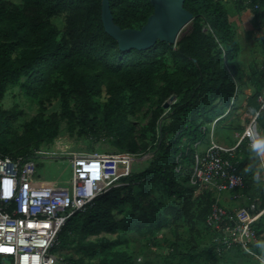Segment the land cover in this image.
Wrapping results in <instances>:
<instances>
[{
	"label": "trees",
	"instance_id": "16d2710c",
	"mask_svg": "<svg viewBox=\"0 0 264 264\" xmlns=\"http://www.w3.org/2000/svg\"><path fill=\"white\" fill-rule=\"evenodd\" d=\"M101 1L0 0V102L9 87L21 84L31 97L40 100L42 113L46 101L59 97L66 116L70 121L79 120L80 134L88 139L96 142L99 135L95 132V137L91 136L92 132L104 128L117 137V147L124 152L139 157L153 154L146 169L133 173L129 185L110 190L84 211L76 212L53 249L62 257L70 251L65 258L71 264H135L133 237L142 241L137 251L143 254L170 221L186 223L191 230L204 225L215 235L206 220L216 194L201 190L196 195L190 184L195 158L200 144L210 143L211 123L217 118V123L226 120L243 107L235 105L239 95H245L243 86L254 89L245 98V111L251 117L258 112L264 68L253 64L245 69L237 63L241 45L221 0L185 1V8L194 14L193 26L175 44L177 50L158 41L148 50L128 52L120 51L117 41L105 31ZM239 1L256 13V19L264 18L254 10L259 0ZM110 7L121 28L140 29L154 12L150 0H110ZM62 15L66 21L60 29L52 20ZM104 90L109 98L101 104ZM173 96L167 110L165 103ZM72 100L74 109L70 107ZM148 102L154 109L137 136L136 124L129 117ZM39 118L42 120V114ZM53 118L58 119V115ZM9 119V113L0 107V131ZM258 125L264 133L263 114ZM41 135L50 141L56 139L57 126L38 134L31 124L30 132L18 141L0 140V156L31 155L29 148L41 144ZM252 155L261 165L248 140H242L235 156L246 182L242 193L256 186L253 172L245 171L242 159ZM157 185L166 189L168 198L180 203L168 204L157 198ZM257 189L259 196L249 199L258 198L259 208H264V182ZM255 229L259 242L263 241V217ZM253 250L264 257L258 244ZM170 255L191 264H197L202 256L191 250L180 252L178 243ZM207 255L214 259L217 253L213 248ZM5 260L0 256V264Z\"/></svg>",
	"mask_w": 264,
	"mask_h": 264
},
{
	"label": "built area",
	"instance_id": "2783aa9c",
	"mask_svg": "<svg viewBox=\"0 0 264 264\" xmlns=\"http://www.w3.org/2000/svg\"><path fill=\"white\" fill-rule=\"evenodd\" d=\"M254 10L264 14V0L255 3ZM207 29L212 31L209 24ZM258 102V112L264 115V91ZM250 131L262 136L256 115L232 147L220 144L214 129L210 130V143L202 155H196L190 184L196 188V195L201 190L216 194L206 224L214 231L219 250L239 247L264 264V257L253 250L259 242L255 223L264 216V208H259L260 200L248 198L245 206L235 209L222 204L224 193H230L232 199L243 195L246 182L235 156L242 140L247 139L250 146ZM48 155L39 147L29 156H0V256L6 259L1 264H71L65 257L53 253L67 221L110 190L129 185L134 173L133 162L145 159L128 152L72 153L73 176L67 182L69 186L57 183L48 187L35 179L36 160ZM259 162L264 170L263 158L259 157ZM5 248L12 250L4 251Z\"/></svg>",
	"mask_w": 264,
	"mask_h": 264
},
{
	"label": "rangeland",
	"instance_id": "374dc122",
	"mask_svg": "<svg viewBox=\"0 0 264 264\" xmlns=\"http://www.w3.org/2000/svg\"><path fill=\"white\" fill-rule=\"evenodd\" d=\"M9 1L20 2V0ZM221 1L229 11L231 23L235 27L236 39L241 45L237 63L245 69L253 64H256L259 69H263L264 21L256 19V13L248 7L243 8L239 0ZM52 21L60 29L65 27L66 18L63 15L53 18ZM192 26L193 23L191 22L182 30L177 42L192 31ZM177 48L178 46L174 44L173 49L177 50ZM21 82L23 83L25 80L23 79ZM236 83L237 85L240 84L239 81H236ZM243 92L245 95H239L235 104L237 107L243 106L242 108L236 110L233 114L231 113L226 120L224 119L225 121L222 120L215 123V119L211 123L210 130L214 129L215 139L224 146H235L251 121V116L245 111L244 106L245 98L247 95L253 94L254 89L250 86H243ZM108 98L109 96L104 90L99 102L105 104ZM39 101V99L31 97L21 84L9 87L0 102L1 109L10 115L9 121L4 125L3 130L0 131V140H8L9 142L18 141L20 137L30 132L31 124L38 134H41L42 129L50 130V128L57 126L58 136L56 139L50 141L48 137H42L41 135L40 137L43 138L41 144L38 147L31 146L29 148V152H33L39 147H43L49 154L48 157H41L36 160L38 168L35 179L40 181V183H59L64 180L65 182L60 184L69 186L66 180L70 174L72 175V167L68 161L72 153L124 152L117 147V137L114 134H109L104 128H96L92 132L91 136H94L95 132L99 135L96 142L81 135L80 132H83V129H81L79 120L70 121L66 116L65 106L59 97L46 101L43 105L45 107L43 113ZM172 102L170 100L169 104H172ZM74 103L75 101L73 100L70 102L71 109H74ZM153 109L154 107L148 102L134 117H129L136 124L137 136L140 134V129L146 126ZM166 109L168 110V108ZM40 114H42V120L39 118ZM54 114L58 115V119L53 118ZM103 116L104 113L102 112L99 117L102 118ZM239 126L245 128L239 130ZM261 133L264 136L262 131ZM206 147L204 144H200L198 153L202 155ZM143 156L145 159H136L133 162L134 172L139 173L146 169L153 154H145ZM254 157L253 155L242 156L245 162V169L248 168L249 172H253V178L256 174H259L261 177L260 180L255 179V188H251L249 191L243 193L245 198L259 196L257 188L264 182V170ZM154 192L157 198L168 204L180 203L175 198H168L167 191L162 186H155ZM215 237L211 232L205 230L204 225H197L195 229L191 230L190 226L186 223L178 221L175 224L170 221L167 227L158 233L156 239L147 246L145 253L138 254L137 250L142 246V241L135 236L133 237L134 240L131 247L134 249V253H136L135 264H146L147 262L152 264H191L186 260H181L178 256L171 257L170 254L176 243H178L180 252L191 250L197 254H202L197 264H259L254 257L243 253L237 248L232 247V249L219 250ZM214 243L216 244L215 247ZM213 248L217 256L214 259H209L207 251ZM65 254L63 255L64 257H69L72 253L68 251Z\"/></svg>",
	"mask_w": 264,
	"mask_h": 264
},
{
	"label": "water",
	"instance_id": "95a60500",
	"mask_svg": "<svg viewBox=\"0 0 264 264\" xmlns=\"http://www.w3.org/2000/svg\"><path fill=\"white\" fill-rule=\"evenodd\" d=\"M186 0H150L154 12L140 29L121 28L114 21L110 0L101 1V19L105 31L118 43L119 50H148L158 41L176 44L182 30L194 19L185 8ZM175 99V96L171 100ZM169 101L165 103V108Z\"/></svg>",
	"mask_w": 264,
	"mask_h": 264
},
{
	"label": "clouds",
	"instance_id": "9594fccd",
	"mask_svg": "<svg viewBox=\"0 0 264 264\" xmlns=\"http://www.w3.org/2000/svg\"><path fill=\"white\" fill-rule=\"evenodd\" d=\"M257 117L260 116L259 112H256ZM248 135L251 137L250 150L256 154L257 157L264 158V136H258L255 132H249ZM245 171H249L248 168ZM259 174L254 175V179L260 180ZM258 247L264 250V242H258Z\"/></svg>",
	"mask_w": 264,
	"mask_h": 264
},
{
	"label": "crops",
	"instance_id": "0c3cea01",
	"mask_svg": "<svg viewBox=\"0 0 264 264\" xmlns=\"http://www.w3.org/2000/svg\"><path fill=\"white\" fill-rule=\"evenodd\" d=\"M264 21L263 19H260ZM248 198H245V196L242 195V197L238 198V199H232V196L230 193H224L223 198H222V204L227 207V208H238L241 206H245L247 204ZM245 203V204H244ZM263 221H264V216H263ZM264 242V239L263 241ZM232 249V248H231ZM255 259V258H254ZM256 260V259H255ZM257 261V260H256ZM258 262V261H257ZM259 263V262H258ZM260 264V263H259Z\"/></svg>",
	"mask_w": 264,
	"mask_h": 264
},
{
	"label": "bare ground",
	"instance_id": "6f19581e",
	"mask_svg": "<svg viewBox=\"0 0 264 264\" xmlns=\"http://www.w3.org/2000/svg\"><path fill=\"white\" fill-rule=\"evenodd\" d=\"M264 160V159H263ZM69 161V165L71 166V162H70V160H68ZM72 176L73 175H69V178L66 180V182H69L70 180H71V178H72ZM62 182H65L64 180L62 181ZM62 182H59V183H62ZM54 184H57V183H54V182H52V183H40V185H43V186H48V187H51V186H53Z\"/></svg>",
	"mask_w": 264,
	"mask_h": 264
},
{
	"label": "snow or ice",
	"instance_id": "6c2138e0",
	"mask_svg": "<svg viewBox=\"0 0 264 264\" xmlns=\"http://www.w3.org/2000/svg\"><path fill=\"white\" fill-rule=\"evenodd\" d=\"M4 251H11L12 249H7V248H5V249H3Z\"/></svg>",
	"mask_w": 264,
	"mask_h": 264
}]
</instances>
